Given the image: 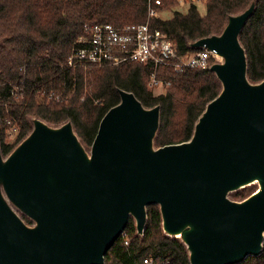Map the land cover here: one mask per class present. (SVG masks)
<instances>
[{
  "label": "water",
  "instance_id": "obj_1",
  "mask_svg": "<svg viewBox=\"0 0 264 264\" xmlns=\"http://www.w3.org/2000/svg\"><path fill=\"white\" fill-rule=\"evenodd\" d=\"M255 9L253 0L228 16L221 34L188 43L217 53L210 70L221 83L190 140L157 147L160 106L119 89L90 151L71 120L54 126L37 117L7 156L0 144V264H106L131 218L144 236L151 205L190 264L261 256L264 80L249 79L240 40ZM251 185L246 198H230Z\"/></svg>",
  "mask_w": 264,
  "mask_h": 264
},
{
  "label": "trees",
  "instance_id": "obj_2",
  "mask_svg": "<svg viewBox=\"0 0 264 264\" xmlns=\"http://www.w3.org/2000/svg\"><path fill=\"white\" fill-rule=\"evenodd\" d=\"M253 0H206V13L198 5L187 12L171 10L169 18L150 23L164 32L180 54H194L188 43L221 34L229 15L244 11ZM165 12L175 0H163ZM148 21L147 0H0V144L7 156L32 130L31 119L59 126L71 120L77 134L90 148L104 115L120 102L119 89L135 94L145 107L160 106V127L155 145L162 147L191 139L195 124L207 104L218 96L221 83L209 69L183 68L176 72L160 66L158 79L166 91L155 95L149 86L154 67L127 62L118 67L67 64L68 56L86 23L115 26ZM248 57L252 82L264 80V0H256L254 14L240 35ZM85 68H87L85 70ZM84 95V97H83ZM51 97V99H49ZM17 128L15 141L6 132ZM246 192L232 194L238 200ZM28 224L32 221L23 216ZM108 250L106 264H190L186 246L162 230L158 205L148 207L143 237L136 235L131 218ZM129 244L126 245L125 241ZM241 264H264L263 252Z\"/></svg>",
  "mask_w": 264,
  "mask_h": 264
},
{
  "label": "built area",
  "instance_id": "obj_3",
  "mask_svg": "<svg viewBox=\"0 0 264 264\" xmlns=\"http://www.w3.org/2000/svg\"><path fill=\"white\" fill-rule=\"evenodd\" d=\"M205 1L175 0L174 9L185 13L193 4L201 5ZM147 2L148 21L146 23L124 26H115L111 23H86L68 56V66L72 68L105 65L118 67L127 62L149 64L154 67L149 83L152 88L164 87L168 84L166 80L157 77L160 66L170 67L176 72L186 67L210 69V66L218 60L217 53L201 48L194 54H180L166 34L150 23V19L160 17L163 13L159 10L164 5L163 0H147ZM15 132L17 128L12 127L6 134L14 136ZM121 235L125 236V233ZM125 244L128 245L129 241L126 240ZM152 263L153 261L149 258L136 262V264Z\"/></svg>",
  "mask_w": 264,
  "mask_h": 264
},
{
  "label": "rangeland",
  "instance_id": "obj_4",
  "mask_svg": "<svg viewBox=\"0 0 264 264\" xmlns=\"http://www.w3.org/2000/svg\"><path fill=\"white\" fill-rule=\"evenodd\" d=\"M198 7H199V11H200L201 14H205L206 13L205 2H204V4L198 5ZM174 8H175V5H172L168 10H166L165 12H163L160 16L162 18H169L172 15V11L171 10H173ZM86 69L87 68H85V70ZM165 91H166V88L165 87L158 86L157 88H154V92L153 93L155 95H158V94L164 93ZM83 97H84V95H83ZM16 136H17V132L14 133V136H10V135L8 136V134H7L5 140H6V142L12 143V142L15 141ZM90 148L86 147V149L88 151H90ZM256 189H257V185H251V186H248V187H246V188H244V189H242V190H240V191H238L236 193H232V194H238V193H242V192H246L247 194H249V193L255 191ZM232 194L230 195V198L233 199V200H238L237 198L233 197ZM29 225H31V224H29Z\"/></svg>",
  "mask_w": 264,
  "mask_h": 264
}]
</instances>
